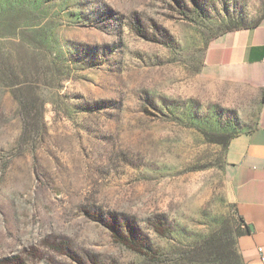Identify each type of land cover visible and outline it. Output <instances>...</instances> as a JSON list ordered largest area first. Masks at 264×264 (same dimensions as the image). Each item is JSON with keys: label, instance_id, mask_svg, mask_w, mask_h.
Segmentation results:
<instances>
[{"label": "rangeland", "instance_id": "rangeland-1", "mask_svg": "<svg viewBox=\"0 0 264 264\" xmlns=\"http://www.w3.org/2000/svg\"><path fill=\"white\" fill-rule=\"evenodd\" d=\"M264 0H0V261L245 264L226 148L255 93L203 76Z\"/></svg>", "mask_w": 264, "mask_h": 264}, {"label": "crops", "instance_id": "crops-1", "mask_svg": "<svg viewBox=\"0 0 264 264\" xmlns=\"http://www.w3.org/2000/svg\"><path fill=\"white\" fill-rule=\"evenodd\" d=\"M202 73L235 91L253 92L259 100L253 127L231 138L225 161L244 228L240 254L245 264H264V19L215 37L205 51Z\"/></svg>", "mask_w": 264, "mask_h": 264}, {"label": "trees", "instance_id": "trees-1", "mask_svg": "<svg viewBox=\"0 0 264 264\" xmlns=\"http://www.w3.org/2000/svg\"><path fill=\"white\" fill-rule=\"evenodd\" d=\"M0 264H25V263H23L18 258H12V259L1 260Z\"/></svg>", "mask_w": 264, "mask_h": 264}]
</instances>
